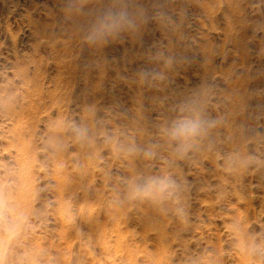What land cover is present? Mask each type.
<instances>
[{"label":"rangeland","instance_id":"obj_1","mask_svg":"<svg viewBox=\"0 0 264 264\" xmlns=\"http://www.w3.org/2000/svg\"><path fill=\"white\" fill-rule=\"evenodd\" d=\"M184 105L213 126L178 152ZM0 264H264V0H0Z\"/></svg>","mask_w":264,"mask_h":264},{"label":"clouds","instance_id":"obj_2","mask_svg":"<svg viewBox=\"0 0 264 264\" xmlns=\"http://www.w3.org/2000/svg\"><path fill=\"white\" fill-rule=\"evenodd\" d=\"M137 20V14L125 6L104 9L82 28V39L90 45L105 43L109 37L115 38L122 31H135L138 26ZM140 76L144 80L163 79L162 74L156 71L144 70ZM179 111L181 115L171 122L167 135L176 143L177 151L184 152L198 137L207 133L213 122L195 106L184 105ZM76 131L81 136L87 133V129L82 128H77ZM127 151L133 154L140 149L129 147ZM145 155L150 156L152 153L145 152ZM178 188L179 185L171 177H137L128 181V198L141 201L147 199L153 206H159L167 200L174 199Z\"/></svg>","mask_w":264,"mask_h":264},{"label":"bare ground","instance_id":"obj_3","mask_svg":"<svg viewBox=\"0 0 264 264\" xmlns=\"http://www.w3.org/2000/svg\"><path fill=\"white\" fill-rule=\"evenodd\" d=\"M25 77V76H24ZM8 107V106H7ZM12 112V111H11ZM14 112H16V111H14ZM19 115V114H18ZM22 121V120H21Z\"/></svg>","mask_w":264,"mask_h":264}]
</instances>
